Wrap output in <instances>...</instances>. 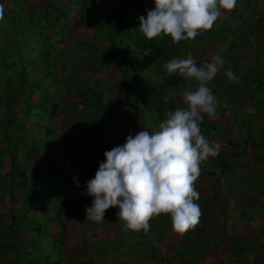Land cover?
Wrapping results in <instances>:
<instances>
[{
    "label": "trees",
    "instance_id": "1",
    "mask_svg": "<svg viewBox=\"0 0 264 264\" xmlns=\"http://www.w3.org/2000/svg\"><path fill=\"white\" fill-rule=\"evenodd\" d=\"M0 5V264H107L126 247L137 264H264V0L179 43L139 33L152 0ZM189 56L223 57L236 76L209 83L219 103L201 131L220 147L195 182L198 224L176 234L161 215L124 231L115 208L86 220L104 152L183 106L188 82L163 65Z\"/></svg>",
    "mask_w": 264,
    "mask_h": 264
},
{
    "label": "clouds",
    "instance_id": "2",
    "mask_svg": "<svg viewBox=\"0 0 264 264\" xmlns=\"http://www.w3.org/2000/svg\"><path fill=\"white\" fill-rule=\"evenodd\" d=\"M152 3L153 9L138 19L139 33L148 40L165 35L172 43H179L211 30L222 11L233 10L237 0ZM226 63L223 57L214 56L198 65L189 56L173 58L163 65L165 75L175 74L188 82L180 92L183 106L166 110L158 130L142 129L128 135L123 145L104 152L94 177L86 182L85 194L92 198L84 210L86 220L103 222L106 211L115 208L124 231L147 233L150 220L161 215L170 218V230L176 234H184L198 224L201 213L196 201L200 193L195 182L201 175V165L218 156L220 147L207 139L201 125L205 116L216 118L219 102L209 83ZM223 75L229 81L236 79L231 67L224 69Z\"/></svg>",
    "mask_w": 264,
    "mask_h": 264
},
{
    "label": "rangeland",
    "instance_id": "3",
    "mask_svg": "<svg viewBox=\"0 0 264 264\" xmlns=\"http://www.w3.org/2000/svg\"><path fill=\"white\" fill-rule=\"evenodd\" d=\"M98 231L100 232L101 228H98ZM100 234L101 236H103V231H101ZM128 251H131V247H126L125 251H119L118 253L115 254H108L106 256L107 257L106 263L107 264H137V262L134 259V256Z\"/></svg>",
    "mask_w": 264,
    "mask_h": 264
}]
</instances>
